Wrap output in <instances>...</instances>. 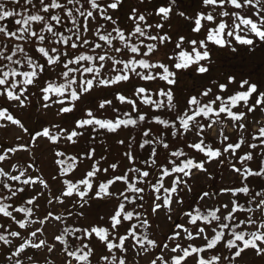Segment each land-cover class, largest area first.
Here are the masks:
<instances>
[{
    "label": "snow or ice",
    "instance_id": "snow-or-ice-1",
    "mask_svg": "<svg viewBox=\"0 0 264 264\" xmlns=\"http://www.w3.org/2000/svg\"><path fill=\"white\" fill-rule=\"evenodd\" d=\"M124 3L0 0V128L30 137L0 142V264H40L41 253L43 264L264 259V122L249 120L264 116V85L211 77L216 48L264 44V0H199L192 14L137 0L130 26L113 15ZM173 14L196 38L173 42ZM189 69L209 79L181 99ZM33 109L55 119L30 130L16 112ZM122 131L120 159L97 157ZM38 138L50 145L47 177ZM225 170L238 179L225 183ZM197 174L210 183L193 195Z\"/></svg>",
    "mask_w": 264,
    "mask_h": 264
},
{
    "label": "rangeland",
    "instance_id": "rangeland-1",
    "mask_svg": "<svg viewBox=\"0 0 264 264\" xmlns=\"http://www.w3.org/2000/svg\"><path fill=\"white\" fill-rule=\"evenodd\" d=\"M167 0H151V3H146L140 5L141 8H146L151 10L154 7H157L162 4H166ZM178 5L181 10L186 11L187 14H192L195 9L199 7V0H177ZM137 5V0H125L123 6L115 13H113L114 18L116 16L121 17L122 24H131V22L127 21V13L130 9ZM158 19V18H156ZM171 25V35L173 36V42L175 41L178 35H188L192 36V38H196L190 31L189 23L179 16L173 14L172 19L170 21ZM168 25H166V28ZM173 45H168V49H170ZM238 52L232 53L230 50L221 52L220 48L215 49V54L213 56L214 60V70L211 72V77H220L222 80L225 78L227 74H236L237 77L249 78L252 81H256L261 85H264V44L257 43L254 50H250L247 46H237ZM167 50V49H166ZM209 79L208 74L204 76H200L193 72L191 69L184 71L180 74V96L181 99L186 97L188 93L194 92L196 89L200 87L202 83H207ZM109 93H102V95H108ZM16 115L22 118V122L25 123V126L30 130L36 128L38 124H43L45 120H54L55 117L52 113H49L47 117L40 116L38 118V114L35 110H17ZM63 119V118H61ZM256 119L264 122V116H261L259 110L256 113L251 114L249 116V120ZM257 125H253L249 130L252 131L255 129ZM229 132L232 134V139H236V133L232 131L231 126L229 127ZM133 135H136L133 134ZM215 136V133H212ZM17 137H20L21 143H27L30 141V137L28 134L24 133L18 126H14L9 124L7 128H0V142L13 144L16 142ZM117 138H128V132L122 131L119 137L108 136L105 143L97 144V157L100 155H106L108 157V162H116L120 159L119 153L123 151L122 146L116 144ZM137 139L139 137L137 136ZM50 145L46 139H37L36 146L32 149V152L38 158L43 174L47 177L49 173L52 171V155L48 151ZM107 149V151H105ZM240 150H238V154ZM32 153L21 152L18 155L23 156L25 158L29 157ZM123 163H127V161H122ZM255 168V164L252 165ZM217 166L215 162L210 166V171H216ZM197 177L194 181L195 187L193 190V195L205 185L210 183L204 179L202 174H197ZM224 182L225 183H233L238 178L230 175V173L225 170L223 172ZM219 182V177H217ZM162 231L167 232L170 226H165L164 221L161 218L160 220ZM51 238V237H49ZM31 251V250H30ZM40 259V264H43V253L38 257ZM249 262H253V264H264V259L259 257H255L254 253L249 251L247 255L244 256V264H249ZM140 264H144V261L141 260Z\"/></svg>",
    "mask_w": 264,
    "mask_h": 264
},
{
    "label": "trees",
    "instance_id": "trees-1",
    "mask_svg": "<svg viewBox=\"0 0 264 264\" xmlns=\"http://www.w3.org/2000/svg\"><path fill=\"white\" fill-rule=\"evenodd\" d=\"M221 50V52H225V51H228L227 49H220ZM132 134H135V132H133ZM110 137H113V135H109Z\"/></svg>",
    "mask_w": 264,
    "mask_h": 264
}]
</instances>
